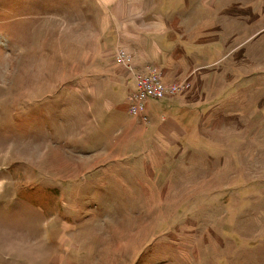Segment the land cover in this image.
I'll list each match as a JSON object with an SVG mask.
<instances>
[{
  "label": "rangeland",
  "instance_id": "374dc122",
  "mask_svg": "<svg viewBox=\"0 0 264 264\" xmlns=\"http://www.w3.org/2000/svg\"><path fill=\"white\" fill-rule=\"evenodd\" d=\"M116 24H191L225 43L214 73H240L242 115L154 118L172 115L199 156L140 150L149 114L124 112ZM109 168L133 171L131 189L90 182ZM0 264H264V0H0Z\"/></svg>",
  "mask_w": 264,
  "mask_h": 264
},
{
  "label": "crops",
  "instance_id": "0c3cea01",
  "mask_svg": "<svg viewBox=\"0 0 264 264\" xmlns=\"http://www.w3.org/2000/svg\"><path fill=\"white\" fill-rule=\"evenodd\" d=\"M144 27L148 29L145 30ZM115 28H119L123 34L126 33L125 35L130 37L129 41L127 39L128 42L125 40L122 44L123 46L125 45L127 48L125 49L128 51L133 48L135 52L134 65L137 69H142L145 64L149 63L148 65L151 64L157 67L164 82L174 79L189 82L188 88L179 91L173 96L148 98L145 101V112L149 114V121L144 123L146 128L144 127L145 131L141 139L143 147L140 150L145 153L146 157H164L169 151L172 153L171 157L199 156L193 153L196 146L188 142L182 143L180 141L182 137L178 140L180 127L172 115L168 114L170 116L165 117L162 122L154 119L157 113L159 114V111L162 112L167 108H170L171 111L178 108H202V112L197 119V125H210L221 121L226 123V118L230 119L227 116L231 114L242 115V110L245 108L247 99H249V92L243 91L246 88L245 85H240V73L235 72V70L230 81L223 80L221 77L218 78V74L215 76L214 73L213 66L221 58L217 57L216 51L220 52L224 49L223 45H225L223 40H219L218 36L197 32V38L195 39L193 33H191V24H116ZM134 29L138 30V36L132 38L130 35H132L131 33ZM142 32L148 33H146V36H142ZM130 44L132 46L133 44L136 45L132 47ZM239 51H241L240 45L233 50L235 54ZM255 54L258 56V52ZM120 71L124 85L131 87V93L135 87L132 74L123 67H120ZM91 87H94L93 90L96 89V80L91 84ZM91 94L96 96L97 92H91ZM129 94L126 95V100H124V112L126 111L128 116L135 119L128 112ZM206 133L211 134L208 128L203 127L202 131L197 134L202 136ZM216 139L219 140L220 137L217 136ZM177 142H180V144H177ZM205 150L208 151L207 147H205ZM166 151L167 153H165ZM149 165L154 164L151 161ZM126 171L133 173V171L128 169ZM126 171L118 172L116 169L111 171L109 168L101 176L94 177L92 175L90 182L92 179H96V181H100L105 185V178L110 180L111 177L116 181L122 180L123 187L128 186L130 188L135 177L130 179V181H126V178H122L123 172L127 176ZM149 171H152L151 167ZM141 194L143 195L144 193ZM138 198L141 201L139 195ZM142 198L144 199L145 195ZM134 200L132 199L133 202ZM140 201L138 200L137 202Z\"/></svg>",
  "mask_w": 264,
  "mask_h": 264
},
{
  "label": "built area",
  "instance_id": "2783aa9c",
  "mask_svg": "<svg viewBox=\"0 0 264 264\" xmlns=\"http://www.w3.org/2000/svg\"><path fill=\"white\" fill-rule=\"evenodd\" d=\"M114 61L127 69L134 79L135 87L128 96V112L131 116L146 120L145 101L148 98L173 96L189 87L186 80L174 79L164 82L157 67L147 65L144 69H137L133 63L132 54L123 46H117L113 53Z\"/></svg>",
  "mask_w": 264,
  "mask_h": 264
}]
</instances>
